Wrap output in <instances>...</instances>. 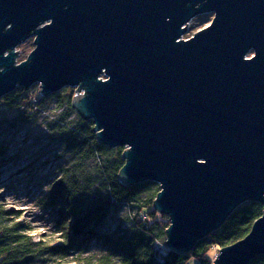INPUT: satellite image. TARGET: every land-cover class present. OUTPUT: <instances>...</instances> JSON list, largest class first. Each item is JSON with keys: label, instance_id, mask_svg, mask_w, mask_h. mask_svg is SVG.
Listing matches in <instances>:
<instances>
[{"label": "water", "instance_id": "95a60500", "mask_svg": "<svg viewBox=\"0 0 264 264\" xmlns=\"http://www.w3.org/2000/svg\"><path fill=\"white\" fill-rule=\"evenodd\" d=\"M203 14L211 23L182 39ZM36 83L42 97L74 88L97 143L124 149L121 185H159L167 251L187 254L259 202L212 264L264 255V0H0V98Z\"/></svg>", "mask_w": 264, "mask_h": 264}, {"label": "trees", "instance_id": "16d2710c", "mask_svg": "<svg viewBox=\"0 0 264 264\" xmlns=\"http://www.w3.org/2000/svg\"><path fill=\"white\" fill-rule=\"evenodd\" d=\"M27 93V89L17 87L4 98L12 108H20L26 100L32 103L43 99L33 92L30 96ZM73 95L72 90L59 108L64 107L71 113ZM20 96L25 97L19 99ZM78 119L80 125L75 129L70 127L71 134L64 137L72 160L69 166L60 169L42 204L55 215L54 230L56 235L60 234L59 243L52 245L43 238L35 241L30 223L20 219L22 213L14 206L8 207L0 196V264H33L41 258L44 264L50 256L56 257L54 264H61L60 261L92 242L100 244L108 256L96 262L88 260L89 264H110L113 256L119 264H185L192 258L197 264H212V249L227 247L245 237L262 215L263 206L259 202H245L220 228L197 241L187 254L167 250L164 255L159 254L154 245L165 239L169 226V220L165 221L168 217L155 212L152 206L159 185L150 181L130 187L121 185L117 174L124 164L121 157L124 149L99 145L92 121L83 120L79 115ZM64 122L65 119L60 118L57 125ZM122 203L136 204L132 230L116 239L102 234L100 227L106 223L112 209ZM248 264H264V255Z\"/></svg>", "mask_w": 264, "mask_h": 264}, {"label": "rangeland", "instance_id": "374dc122", "mask_svg": "<svg viewBox=\"0 0 264 264\" xmlns=\"http://www.w3.org/2000/svg\"><path fill=\"white\" fill-rule=\"evenodd\" d=\"M212 19L213 14L194 17L186 25L182 39H189L207 27ZM33 39L29 38L17 46V63L24 61L34 49ZM248 56H252V52ZM64 89L58 95L51 94L37 102L26 100L20 108H12L5 96L0 98V196L8 207L14 206L22 213L23 221L30 223L35 241L43 238L52 245L59 243L60 234L56 235L54 230L55 215L45 210L42 204L52 182L58 178L60 169L69 166L72 160L64 137L71 134L70 127L75 129L80 125L76 111L69 113L64 107L58 106L66 95L72 90L74 92V88ZM27 90L29 96L32 92L33 95H40V86L37 83ZM24 97L20 96L19 99ZM60 118L65 119V124L58 126ZM135 216V203L119 204L112 209L106 223L100 227V232L115 239L119 238L123 233L132 230ZM164 242L165 239L154 245L161 255L167 250ZM218 250L219 248H214L210 252L212 261ZM105 256H108V252L100 244L92 242L60 263L89 264L88 260L96 262ZM55 259V256H50L44 264H54ZM34 263L43 264L42 258ZM110 264H119V260L113 256ZM185 264H197V260L192 258Z\"/></svg>", "mask_w": 264, "mask_h": 264}, {"label": "snow or ice", "instance_id": "6c2138e0", "mask_svg": "<svg viewBox=\"0 0 264 264\" xmlns=\"http://www.w3.org/2000/svg\"><path fill=\"white\" fill-rule=\"evenodd\" d=\"M249 59H251V57H249ZM205 161L204 160H201V163H204ZM21 219H23V217H21Z\"/></svg>", "mask_w": 264, "mask_h": 264}, {"label": "built area", "instance_id": "2783aa9c", "mask_svg": "<svg viewBox=\"0 0 264 264\" xmlns=\"http://www.w3.org/2000/svg\"><path fill=\"white\" fill-rule=\"evenodd\" d=\"M163 253V255L165 254V252H162Z\"/></svg>", "mask_w": 264, "mask_h": 264}]
</instances>
